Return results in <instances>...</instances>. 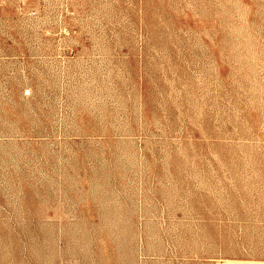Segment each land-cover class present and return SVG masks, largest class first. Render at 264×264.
Returning <instances> with one entry per match:
<instances>
[{
	"label": "rangeland",
	"instance_id": "1",
	"mask_svg": "<svg viewBox=\"0 0 264 264\" xmlns=\"http://www.w3.org/2000/svg\"><path fill=\"white\" fill-rule=\"evenodd\" d=\"M0 264H264V0H0Z\"/></svg>",
	"mask_w": 264,
	"mask_h": 264
}]
</instances>
